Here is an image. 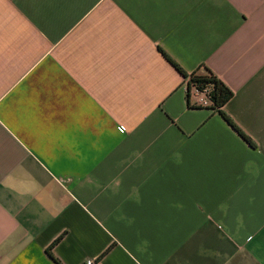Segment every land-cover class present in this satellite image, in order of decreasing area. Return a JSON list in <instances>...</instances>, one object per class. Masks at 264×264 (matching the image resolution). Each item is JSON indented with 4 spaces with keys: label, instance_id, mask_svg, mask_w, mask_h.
I'll use <instances>...</instances> for the list:
<instances>
[{
    "label": "crops",
    "instance_id": "obj_1",
    "mask_svg": "<svg viewBox=\"0 0 264 264\" xmlns=\"http://www.w3.org/2000/svg\"><path fill=\"white\" fill-rule=\"evenodd\" d=\"M90 260L264 264V0H0V264Z\"/></svg>",
    "mask_w": 264,
    "mask_h": 264
},
{
    "label": "trees",
    "instance_id": "obj_2",
    "mask_svg": "<svg viewBox=\"0 0 264 264\" xmlns=\"http://www.w3.org/2000/svg\"><path fill=\"white\" fill-rule=\"evenodd\" d=\"M161 53L166 57L162 51ZM166 59L185 80L187 99L189 100V94L192 90L204 92L209 102V109L217 112L245 142L251 145V141L244 133L222 112L223 106L231 99L232 92L206 67H199L195 71L187 74L170 59L167 57Z\"/></svg>",
    "mask_w": 264,
    "mask_h": 264
},
{
    "label": "built area",
    "instance_id": "obj_3",
    "mask_svg": "<svg viewBox=\"0 0 264 264\" xmlns=\"http://www.w3.org/2000/svg\"><path fill=\"white\" fill-rule=\"evenodd\" d=\"M194 95L196 102L193 105H197L200 107H209V102L207 101L204 92H198L195 90L190 91V93ZM85 264H98L95 261H87Z\"/></svg>",
    "mask_w": 264,
    "mask_h": 264
}]
</instances>
